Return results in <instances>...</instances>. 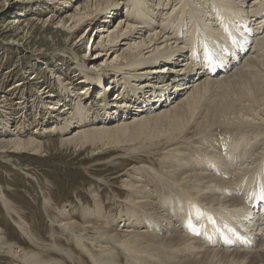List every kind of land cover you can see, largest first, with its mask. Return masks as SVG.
I'll return each instance as SVG.
<instances>
[{
    "label": "bare ground",
    "instance_id": "obj_1",
    "mask_svg": "<svg viewBox=\"0 0 264 264\" xmlns=\"http://www.w3.org/2000/svg\"><path fill=\"white\" fill-rule=\"evenodd\" d=\"M64 3L47 18L36 13L10 17L5 32L28 40L30 31L42 25L71 38L96 21L89 46H84L85 32L74 45L85 49L84 58H93L86 71L100 77L85 79L87 95L84 88L72 95L69 88L76 81L71 79L61 87L66 91L62 100L54 102L61 95L44 91L51 99L40 97L43 107L56 116L46 119L49 125L37 121L34 131H27V123L8 129L13 113L3 110L0 153L10 163V153L37 154L55 144L77 151L90 146L92 156L117 150L107 160L115 175L98 180L112 187L113 196L108 205L107 196L94 187L91 200L79 199L83 206L77 212L58 208L54 198L46 197L50 230L29 233L0 187L3 208L13 222L27 225L23 236L31 245L10 241L0 228V261L264 264V146L249 143L264 135V0ZM252 17L260 20L254 23ZM205 46L217 69L206 68ZM79 69L84 72L83 65ZM104 81L113 87L100 99L94 94L105 92ZM158 104L161 109H155ZM260 141L264 144V137ZM172 216L178 231L171 233Z\"/></svg>",
    "mask_w": 264,
    "mask_h": 264
},
{
    "label": "rangeland",
    "instance_id": "obj_2",
    "mask_svg": "<svg viewBox=\"0 0 264 264\" xmlns=\"http://www.w3.org/2000/svg\"><path fill=\"white\" fill-rule=\"evenodd\" d=\"M52 1L53 0H0V128L2 127L1 123H5L3 119V110H10L13 113V119L8 126L5 125L8 129L18 127L20 130L27 123L26 125L30 127L27 131H34V129H38V127H36L37 121H40L43 125H49L50 122L46 123V119H49V116L55 117L56 115L52 114V111L49 109L45 110L43 107V102L40 97H45L46 93L43 94L44 91L49 90L50 92L53 91L52 93L61 95L56 97L57 99H52V101L56 102V100H62L66 91H62L61 87L66 88V80L71 79L76 81V85L72 87L73 89L69 88L70 93L75 96L74 92L76 90L84 88L85 91H87V95L90 86H86L85 79L100 77L93 75L92 72L86 71L85 65L88 67L92 66L93 58H84L83 54L86 52L85 49L80 50L79 46L74 45L77 42L78 35L85 32L86 37L84 41L86 42L84 46H89L91 37L94 34L93 27L96 21L90 26L87 24L83 25L78 33L71 38H68L67 34L59 29H55L53 26H35L36 28L31 30L32 32L30 31V39L28 40L19 39L14 33L9 34L5 32L6 24L10 17L26 15V18H28L30 14L36 13L38 17L47 18L55 8L56 10L65 8V0H61L63 3H53ZM250 1L252 0H248V3ZM126 4L129 5V0H126ZM130 8L136 11L134 5H131ZM105 13L106 12L103 14ZM211 14L213 18H215V13L211 12ZM63 15L62 13L60 17ZM260 16H262V14ZM104 17L105 16L102 18L104 19ZM161 17L162 14L160 13L158 19L160 20ZM251 19H253L252 22L254 23L260 20H257L255 17ZM113 26H115V22H113ZM17 39L19 40L16 41ZM250 41L252 47L254 44L253 37L250 38ZM250 45L248 47V52L249 48H251ZM198 50L202 55L203 50L200 49V47ZM262 50L264 52V49ZM262 50L259 49V52H262ZM263 52L261 56H263ZM246 54L241 55L238 61L244 60L243 57L246 56ZM221 56L222 53L218 52L217 57ZM188 57L187 55V60ZM80 65L84 66V72L82 73L79 69ZM162 65H164V63L160 66ZM234 65H229L228 69L232 70ZM151 66L152 65L146 66L144 69L147 70ZM77 70H79L78 73H76ZM260 72L264 75V70ZM55 74L61 75L63 80L60 78L56 79ZM157 81H161V79H157ZM103 84L102 89H104L105 92L100 93L97 91L94 94V96L100 99H102L104 95H109L113 87L108 81H104ZM209 90L210 89L206 92ZM116 93L117 92L114 90L111 95L115 96ZM44 99L50 100L51 98L48 97ZM80 102L83 103L85 100L82 99ZM161 108L162 104H158L155 109ZM24 118L27 119L26 122ZM128 118L131 119V115ZM70 133H72V131L65 134ZM262 137H264V135L258 136L256 139L257 142L253 139L251 140L252 142L249 143L254 146L255 143L259 142L260 146H264L263 142L260 141ZM53 138H57V136ZM91 148L92 147L89 146L87 149L84 148L79 150V152L74 148L67 150L61 149L58 147V144H55L50 145L49 149L46 148L45 152L43 151L42 153H10L12 159L10 163H7L5 161V156L0 153V187L4 188V193L7 194L8 198L12 201V205L21 212L20 217L24 223L28 225L29 233H33L39 229L45 233L50 230L49 218L46 212V197H50L51 200L55 199L54 202L56 201L58 208H70L71 212H77L80 210L81 206H83L80 201L88 198L91 200V198H93L90 189L95 187V191L104 193L107 196V199H104L107 200L106 202L109 205V200L113 196L112 187L107 183H103L104 181H101L105 176L115 175L113 173L115 166L109 165L107 160L119 152H117V150H108L104 153L92 156V153L90 154ZM255 149L256 148L253 150ZM247 159L249 160L247 157L243 162L244 164H247ZM255 160H259V157L253 158L249 162ZM88 168H91V171L97 175L93 177L88 172ZM28 175H31L32 178ZM44 194L46 195L44 196ZM108 207V209L111 210L113 205ZM6 214L0 202V228L7 233L8 239L14 242L17 241L18 243L23 242L22 246L31 247L28 238L23 236V228L27 230V225H18ZM16 217L18 216L15 215V218ZM172 218V224L167 223L170 225L169 230H171V233L178 231V228L175 229L174 227L178 221L175 217L172 216ZM4 262L5 260L2 259L0 264Z\"/></svg>",
    "mask_w": 264,
    "mask_h": 264
}]
</instances>
